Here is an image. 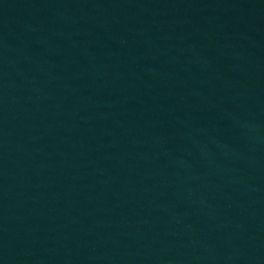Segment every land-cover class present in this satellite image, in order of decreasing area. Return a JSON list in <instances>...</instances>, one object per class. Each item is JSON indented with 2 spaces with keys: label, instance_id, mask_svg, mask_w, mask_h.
Here are the masks:
<instances>
[{
  "label": "water",
  "instance_id": "95a60500",
  "mask_svg": "<svg viewBox=\"0 0 264 264\" xmlns=\"http://www.w3.org/2000/svg\"><path fill=\"white\" fill-rule=\"evenodd\" d=\"M0 264H264V0H0Z\"/></svg>",
  "mask_w": 264,
  "mask_h": 264
}]
</instances>
